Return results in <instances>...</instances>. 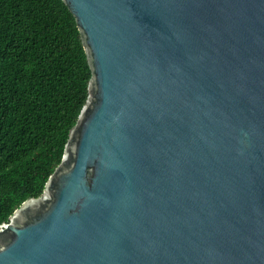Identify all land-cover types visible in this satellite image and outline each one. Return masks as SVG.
Wrapping results in <instances>:
<instances>
[{"label":"water","instance_id":"1","mask_svg":"<svg viewBox=\"0 0 264 264\" xmlns=\"http://www.w3.org/2000/svg\"><path fill=\"white\" fill-rule=\"evenodd\" d=\"M87 99L0 264H264V0H62Z\"/></svg>","mask_w":264,"mask_h":264},{"label":"trees","instance_id":"2","mask_svg":"<svg viewBox=\"0 0 264 264\" xmlns=\"http://www.w3.org/2000/svg\"><path fill=\"white\" fill-rule=\"evenodd\" d=\"M90 76L62 0H0V225L42 194Z\"/></svg>","mask_w":264,"mask_h":264}]
</instances>
